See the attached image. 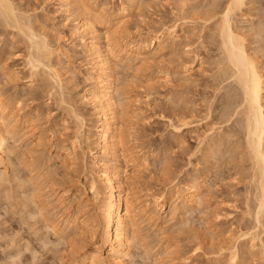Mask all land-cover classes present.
I'll return each mask as SVG.
<instances>
[{
  "label": "rangeland",
  "instance_id": "rangeland-1",
  "mask_svg": "<svg viewBox=\"0 0 264 264\" xmlns=\"http://www.w3.org/2000/svg\"><path fill=\"white\" fill-rule=\"evenodd\" d=\"M16 1V6L17 8H19V10H21L22 13L27 16L30 14L29 18H32L31 26L34 24L33 27L38 29L35 31L37 33L41 32V34L44 32L47 40L51 43L52 47L58 49L56 51V58L53 60L58 61L57 63L56 61L54 62L58 65L55 67L58 68L56 69L59 70V73H61L64 80V95L65 93L66 95L63 96H67L66 98L73 101L75 103L74 106L76 105L75 107L79 111L81 110L80 112H83V115L85 114L88 126L91 127V133L93 134L95 132V128L98 124L99 119L93 112V106L91 104H88V102L84 100V95L89 89H92L91 81L87 79L89 77V74L91 73L92 68L91 57L87 52H85L84 48L82 47V42L80 40L81 36L78 34L74 36L75 34L72 32L73 26L75 27V24L79 21L78 18L81 17L78 13L74 12L75 10L72 9L70 12L64 13V11H62L59 7V0ZM92 1L93 6H96L94 8L97 12H99V7L102 5L104 6L105 10H110L109 12H116L122 8L124 2L123 0L122 2L120 0H91V2ZM214 1H216V3L220 2L221 5L223 2H226L225 0H137V3L134 7H129L131 6L129 2L125 5L130 9L127 12V24L125 25L120 36L121 39H125L127 43L131 46H134V48L137 45L136 40L138 39V35L140 33L155 34L158 31L160 32V29H162V27H167L175 24L178 26L177 33L179 34H177L179 36V39L176 44L170 45V43L166 41L160 46H156L154 48L143 51V58L137 59L136 54L134 53H132V55L130 56L125 54L122 55L121 57L123 58V61H120L118 64V67L120 64L121 66L115 72V75L117 76L116 78L118 79L117 82L118 84L120 83V85H118L119 88H122L123 91L125 90L126 92H128L127 94L125 93V96L123 95V97L125 98L126 106L129 108L128 110L130 112V115H132L131 122L134 126L135 131H133L134 137L136 138L135 139L133 137V145L137 147L139 154L141 153V159L138 158V160L141 161L140 163L144 162L145 154L147 152L149 156L147 160L149 164L148 168L144 170L142 169L143 172L141 177L142 179L140 180L141 183L140 181L137 182V180L133 179L129 181V185L127 184L128 186H131L130 188L132 190H130V193L132 192L131 195L136 196V199L140 198L139 200L143 201L142 205L144 203L143 199L145 198V201H147L150 197H156L160 196V194H165L166 199H168L169 206L170 201L176 200V197H174V194L172 193L174 188L177 185H179V187H182L184 185V180L187 178V174H190V172L193 173L196 171V169L199 168L198 170L201 172V175H203L202 177L205 180V184H209V187L205 185L206 190L204 189V193H207V191L209 190L208 193L212 194L209 195L207 193L208 196L205 195L207 201H205V203L200 206L201 209L203 208L206 210H204V212L202 210V213H198L201 211V209H194L193 213L189 214V217H187V215L186 217L183 216L182 218V216L180 215V211H177L172 215L169 212L163 213L161 216L164 215V220L161 218V223L159 222L155 224L152 221H148V217L144 213L142 215L140 214L141 217L139 219L140 221L138 227L140 233L138 232L139 235L137 234L139 236L138 239L140 241L143 237L147 238H143L142 240L144 241L141 240L138 243L137 239L133 240L134 238L131 237V241L133 240V242H136H130L132 247L130 248L129 255L131 254L132 256L130 255L129 257L131 258H126V264H174V262H176V259L184 258L185 255L188 262H181L183 264H232L229 259V256L231 257V255H229V251L223 252L221 255L220 253L216 254V252L212 253V251L208 249V245L200 246L197 242L199 241L201 243L206 236L205 234L208 233L209 234L205 237V239L208 240H204V242L206 241L205 243H208V241H212L214 243H218L217 241L222 242L223 240L225 241V239L228 238L231 234L237 233L239 231V227L237 226V224L235 226V223H237V220H239V218L241 219L243 216L245 199L249 197L247 194H250V196H252L251 192H247V190L249 191L250 189V186H247L251 183V178H249L247 174L248 172L249 174H251V170L249 166L248 168H245V165L247 164L244 163L246 162L243 163L244 166L242 163H238V161L240 160L239 158H241V151L239 152V150L241 149H235L236 151L234 152V149H230V151L239 155L235 157L236 154H233L234 157L239 160L233 159V155L230 151H228V153L230 152V155H232V157L228 154L227 155L228 157L230 156V159L232 158L233 161L228 159L227 155L225 156L226 159H223V156H221L222 154L224 155L229 145L227 146V149H222L225 150L224 152L222 151L223 153H219L222 159L225 160H222V162L221 160H219L221 158H217L218 160H216V158L214 159V157H208L205 159L203 154L205 152L203 150L197 149V151L200 150L199 152L195 150L194 146L197 147L199 143L197 139L202 138V136L205 135L203 133L207 132V129L205 128L214 127V124H211L214 121L213 119L210 118V121L208 120V127H206L205 124V126L202 124L197 130H187V132H183L181 137H178L175 133L172 132V129L166 122L167 119L164 118L167 108L177 107L178 105L181 106L183 103H185V106H192V104H188L190 102L192 103V101L193 104L197 105V103L201 100L203 101L204 98V100H208L207 98H209V96V102L207 103H210V101L212 100L211 96L212 98H214L216 94L215 89L217 90V88H213V85L215 84V79L213 78V76L215 75H212V71H214L213 74L216 73L214 58L217 60V57L215 56L219 54L217 52V46L219 42H217V40H219V38L216 37L217 34L215 31L217 28L215 29L213 24H216V21L218 22L219 14L216 15V18L211 21V23L207 22L208 24H205L206 22H203V19L206 18L203 16V13H207H205V11H208L211 8ZM18 2L19 5H17ZM246 2L248 4L246 3L243 9L238 11L237 16H235L234 24L238 26L240 32H244L243 35L246 36V42L250 52L252 51V54L256 53L255 56L259 57L260 55L258 53H261L263 51V54L261 53L262 56H260L261 58L259 57L262 60L259 59V61L260 63H262V68H264V38H261L262 35H264V32H262L261 35L259 34L258 37H255L257 35H253L254 32L258 31L257 29L260 27L256 24H260L262 19H264V17H261V15L263 16L262 10L264 9L262 8L264 7V0L262 2H260V0H246ZM207 8L209 9L206 10ZM24 10H26V12L28 11V13L24 12ZM201 16L202 18H204L199 19L201 18ZM202 23L205 24L206 27H208V25H213L211 27H214L213 29L215 31L211 29L210 26V28H203L204 25ZM100 26L101 25H98V27ZM253 26L256 28H253ZM102 28H104V26H101L98 29H100L101 32L103 31L104 33L105 30H102ZM252 28L254 29V31L252 30ZM13 30L12 28L5 29L0 26V89H2L0 90V95L3 96L6 101L8 100V103L10 102L12 106L16 107L17 105H20V107L18 108H23L22 112L23 116L25 115L24 119H29L30 122L28 121L25 124H20L18 130L19 133L17 136L20 140L17 138L18 141L15 143L16 146L19 147H17V151L20 153H17V158L15 156L13 157V166H9L4 170V172L7 173L6 176H8L9 179L6 176L4 177L5 174L3 175V177L8 181L5 182L4 179H2V181L4 182L3 183L0 180V182H2V184H0V264H74L75 262H73L72 259L65 257V255L68 254L69 250V248L67 247V241H65L66 243L63 244L64 240L61 241L62 239H58L59 237L50 230L49 232L51 233L47 232L48 230L45 228V224H43L45 223V221L42 220L43 222H41L40 219H43L40 217L41 215H39V217L37 215L36 217V214H34V212L36 210L35 213L40 214V212H38V210L40 211V209L38 208H42L43 206H45L44 204L47 203L48 207L51 206L50 209L46 207V209L50 211L49 215H51L52 217L54 215L53 218H55V220H58V222H60L62 226L66 225L65 222L60 221V219L57 218L60 215L55 214L60 211V205L62 204L71 201L72 205L74 206H76L77 204H83L87 207V210L89 212H94L95 209L93 208H95V203L93 200L91 201L92 197L90 192V179L92 177L91 174L94 173V170H92L93 168L90 166L91 157L90 155H88L89 151H86V161L84 162L86 164H84L86 168H84L85 170H82V172L75 173V171H72L70 169L72 168V166L70 167L69 165V160L71 159L66 158V154L68 152V148H70L73 144V137H71V135H73V129L76 128L75 119H73L71 115L69 116V113L63 110V107L57 104L60 101V94L57 92L58 87L54 78L50 77L52 76L50 72L47 69H43V67H41L40 71L33 73V70L28 63V59L30 58L29 54L31 53L29 51L30 48L28 47L29 40L25 38L24 33L22 34L21 32V34H19V31ZM254 37L255 40L258 41H256L257 43L255 42V40H253ZM213 38L215 39L213 40ZM261 40L263 42H261ZM253 41L256 44L260 42V47H262L261 49L259 47L258 48L261 51L256 47L258 45H256ZM101 43L103 44V40ZM256 48L257 50H259V52L256 51ZM194 52L199 55V61L195 63V65L193 66V70L184 73L182 67L180 66V62L186 60V58H189L188 60H192V56H195ZM128 58L131 60H127ZM213 65L215 67H213ZM44 72H46V74ZM47 73H49L50 75ZM1 91L4 93H2ZM51 91L55 95L56 93L57 95L59 94V96H50ZM55 91L56 93H54ZM203 93H205L208 97H206L205 94L203 95ZM186 95H188V97ZM180 101H182L183 103H180ZM202 101L198 103V107L201 106L200 103H202ZM217 101L218 99L214 101L212 100L211 102L217 103ZM220 101L217 104H219ZM215 103H213V107ZM221 105L222 104L220 103V106ZM204 108L202 107L201 110H203ZM217 126L215 127L217 128ZM211 128H208V130ZM216 132L217 131H215L214 133L208 132L206 134L210 133V135H215ZM61 134H65L66 136H61ZM67 134L69 137L67 136ZM199 134L203 135L200 136ZM178 140H180V142ZM180 144H184L183 148H188L183 149ZM92 146L94 147L95 145L92 144ZM188 149L190 151L192 150V152H190ZM141 150L144 151L142 152ZM37 152H40V154H38ZM183 152L185 153L186 157L184 156V154L182 155ZM194 152L196 154L190 156V154ZM32 153H34L35 155H33ZM41 154L42 156H40ZM31 155L33 156L31 157ZM36 155L39 156L37 157ZM191 157H193L194 159ZM33 158L36 160L35 164L39 166H35L34 164L35 168H38L34 170L35 174L33 172H30L31 167L33 166L30 164L34 162ZM187 158L191 160L189 161ZM207 159L209 162H206ZM200 160H202V162ZM215 160L218 164L215 162ZM228 160H230L231 162H235L236 160L238 164L237 166H239L240 164V169L235 166L236 162L235 164L233 163V166L231 164L229 165ZM242 160L243 159H241V161ZM190 162L194 163L190 164ZM123 163L124 164L122 165L124 167V170H127V175L133 174V168H135V165L133 166V164H131L130 162L128 163L123 161ZM136 163H138V161H136L134 164ZM227 164L228 166H226ZM188 165L189 169L187 168ZM204 168L205 170H203ZM216 168L219 171L215 170ZM232 169L234 172H244L243 174L247 176L245 177L244 175L242 176L240 174L241 176L239 177V174L232 172ZM190 170H192L193 172ZM187 171L188 173H186ZM199 171L198 173H200ZM204 171L207 173H205ZM167 172L170 174H168ZM195 173H197V171ZM39 175L43 176L41 177ZM228 176L231 178H229ZM24 177L27 179H25ZM31 177H35V181L38 182L39 185L41 184L40 187L44 190V193L39 192V195L41 194L40 196L37 195L38 193L36 192L35 196L37 195L39 198L35 197L36 199H33V201L31 200V198H34L32 193L33 191H35V186H31L30 183H27L28 179H30ZM238 178H241L240 181ZM245 178H247L246 181L249 179L250 183H247L244 180ZM242 179L244 185L246 182L245 187H247V189L243 187L244 185L242 186ZM54 181L61 182L62 188L57 192H64L65 190H68V192L64 194L65 199L63 198L67 201L62 204H60L56 200V198L60 197V194L57 195V192H55L52 195L53 192H51L48 188V186L54 183ZM235 182L238 184H236ZM24 183L26 185H23ZM210 187L213 188H211L210 190ZM29 188H31V190H29ZM78 189L82 190V194L78 191ZM229 189L231 190L229 191ZM237 189L240 190V192ZM245 190L246 192H244ZM23 194H25L26 196ZM24 196V199L26 201L27 199L29 202L31 200L30 203L27 202L29 206L25 203L26 201L24 202ZM41 199H43L44 201ZM32 202L34 203V205H38L36 207L30 205ZM50 202L52 203V205ZM176 202L178 203L180 202V200H176ZM207 202L209 205L207 204ZM42 203L44 204L42 205ZM233 205H235L236 207H234ZM31 206L32 208H30ZM27 208H30V210H28ZM208 213L210 214V216ZM32 215H34V217ZM213 216H217L216 218H218L219 221L216 220V218L214 219ZM210 218H213L214 221ZM190 219L194 221H192L193 224ZM182 221L184 222L182 223ZM186 221H189V226H187L188 224H186ZM199 222H203L201 224L203 226H201ZM206 222L208 224H206ZM214 222L217 225L214 224ZM184 229L186 230L187 234L185 233ZM232 230L234 231V233ZM203 233L205 236L203 235ZM214 233L216 236L214 235ZM211 234L214 237L209 236ZM262 237L264 238V234H262ZM58 240L61 242L60 244ZM167 241L170 245H175L174 247L177 246V249L174 248V250L176 249V256L175 254L168 253V251L164 250L165 247L163 246V243ZM137 243L139 244V246L137 245ZM135 244L139 248H137ZM197 247H200V249L198 250ZM152 249L154 250L151 251ZM146 250L147 255L145 253ZM193 250L195 251L193 252ZM255 252L257 253V250ZM241 254L242 253L239 254L240 257L238 256V259L236 260L237 262L235 264H241L240 262L244 264H255V262H258V264L262 263L261 260H259L261 262L259 263V261L257 260L259 258L254 257L252 254L246 253V256L249 255L248 257H245L244 253L243 256ZM57 257L59 258L57 259ZM60 257L62 260H60ZM65 258L67 260H64ZM251 258L253 260H251ZM248 259L251 260L252 263H249Z\"/></svg>",
  "mask_w": 264,
  "mask_h": 264
},
{
  "label": "bare ground",
  "instance_id": "bare-ground-1",
  "mask_svg": "<svg viewBox=\"0 0 264 264\" xmlns=\"http://www.w3.org/2000/svg\"><path fill=\"white\" fill-rule=\"evenodd\" d=\"M120 1L122 2V0H120ZM123 1L124 2H123L122 8L116 12L115 11L109 12L110 10H105L103 5L99 7L100 10H99V12H97V11H95V8H94L96 6H93V4H92L93 1L91 2V0H59V3H58L60 5L59 6L60 9L62 11H64V13H68L72 9V10H75L74 12L78 13L79 16L81 17V18H78L79 21L75 24V27L73 26L72 32L75 34L74 36H76L77 34L81 36L80 40L82 42V47L84 48L85 52H87L88 55L91 57L92 68H91V73L89 74V77L87 79L89 81H91L92 89H89L87 91V93L84 95V100L86 102H88V104H91L93 106V109H94L93 112L95 113V115L99 119L98 124L95 128V132L92 134L91 133L92 129H91V127L88 126L87 118L85 117V114L83 115L82 114L83 112H80L81 110L79 111L75 107L76 105L74 106L75 103L73 101L69 100L68 98H66L67 96L64 97L66 95V93L64 95V91H65L64 90V80L62 78L61 73H59V70H57L58 68L55 67V66H58L57 64L54 63L56 60L55 61L53 60L56 58V51L58 49L52 47L51 43L47 40L44 32L41 34L40 29H39L40 33H37L35 31L38 29L33 27L34 24L31 26V19L32 18L31 19L29 18L30 14L27 16L24 13H22L21 10H19V8H17V6H16V2H17L16 0H0V26H2L5 29L12 28V30L14 29L15 31H19V34H21V32H22V34L24 33L25 38L29 40L28 41L29 42L28 47L30 48L29 51L31 53L29 52L30 58L29 59L27 58V59H28L29 65L31 66V69L33 70V73L40 71L41 67H43V69H47L50 72V74L52 75L50 77L54 78V80L57 84V87H58V91L57 90L56 91L60 94V96H59V94L57 95L56 91L54 92V93H56L57 96L60 97V99H59L60 101L57 104H59L61 107H63L64 108L63 110L68 112L69 113L68 115L69 116L71 115L72 118L75 119L76 128L74 127L75 129H73V133H72L73 135H71V137H73V139H72L73 144L70 148H68V152L66 154V156H67L66 158L71 159V160H69L70 161L69 165H70V167L72 166L73 169L72 168H70V169L72 171H75V173L76 172H78V173L82 172V170H85L84 168H86L85 167L86 164L84 163L86 161L85 160V157L87 154L86 151H89L88 155H90V157H91V165L90 166L93 169L92 168H90V169L94 170V173L91 174L92 177L90 179V192H91V197H92L91 201L93 200L95 203V208H93V209H95L94 212H92V213L89 212L87 210V207L83 204H81V205L77 204L76 206H74V205H72L71 201H69L68 203L62 204L65 201H67V200H64L65 199L64 194L67 193L68 190H65L64 192H62V191L57 192L59 189L62 188L60 181L59 182L54 181V183L49 185L48 188L50 189L51 192H53L52 195L55 192H57V195L60 194V197L56 198V200L62 205H60V207H61L60 211L57 212V210H56L57 213H55V214L60 215L57 218H59L60 221L65 222L66 225L62 226V224H60V222H58V220H55V218H53L54 215H53V217L51 215H49L50 211H48L46 209V207H48L47 203L46 204L42 203V205L44 204L45 206H43L42 208H38V209H40V211L37 209L38 212H40V214L35 213L36 210L34 212V214H36V217H37V215H38V217H39V215H41L40 217L43 218V219H40L41 222H43L42 220L45 221V223H43V224H45V226H46L45 228L48 230L47 232H49V230L52 231L56 236L59 237L58 239H62L61 241L64 240L63 244L66 243L65 241H67V243H68L67 247L69 248V250H68V254L65 255V257L72 259L73 262H75V263H81V264H126L125 263L126 258L127 257L131 258V257H129L131 255V254L129 255V251H130V248L132 247L130 242H133V240L137 239L138 240L137 242L139 243L143 238H147V237H143V238H141L140 241L138 239V237H139L138 236L139 235L138 234V232H139L138 227H139V221H140L139 219L141 217L140 214L142 215L144 213L148 217V221H152L155 224L159 223L161 218L163 219L164 215L161 216L163 213L169 212L172 215L173 213L180 211V213H181L180 215L182 216V218H183V216L186 217L187 215H188L187 217H189V214L193 213L194 209H196V210H198L199 208L201 209L200 206L203 203H205V201H207L205 195L208 196V194H209L208 193L209 190L207 191L208 194L206 192H205L206 194L204 193L205 185H207V183L205 184V180L202 177L203 175H201V172L198 170L199 168L196 169L197 173H195L196 171L194 169L195 172L190 170L193 173L190 172V174H187V176L185 175L187 178L185 177L186 179L185 180L183 179L184 185L182 187H179V185L176 184L177 186L174 188L172 193L174 194V197H176V200H180V202H178V203L176 202V200H172V201H170V204L168 206V199H166L165 194H160V196L150 197V198L148 197L149 199L147 201H145L146 198L145 199L142 198L144 200V203L142 205L143 201L142 200L140 201L139 200L140 198L136 199L135 198L136 196L133 195L134 196L133 197L131 195L132 192L130 193V190H132V189L130 188L131 186H128L130 184L129 181L134 179V180H137V182H139L142 179L141 177H142L143 170L147 169L149 166V164L147 162L149 156H148V152H147L145 154V161L144 162L140 163L141 161L138 160V158H140V156H141L140 155L141 153L139 154L137 147L133 145L134 144L133 140L135 138L134 137V131L135 130H134V126L131 122L132 121L131 120L132 115H130V112L128 110L129 108L126 106L125 98L123 97V95L125 96V93L127 94L128 92H126L125 90L123 91L122 88H119L118 85H120V83L118 84V82H117L118 79L116 78L117 76L115 75V72L121 66V64H120L118 67V64L120 61H123V58L121 57L122 55L125 54V55L130 56V55H132V53H134V54H136L137 59L143 58V51L154 48L156 46H160L161 44H163L166 41H168L170 43V45L176 44V42H178V39H179L178 38L179 34L177 33V27L178 26L175 24H173L171 26H167V27H162V29H160V32L158 31L155 34H153V33H140L138 35V39L136 40L137 45L134 48V46H131L130 44H128L125 39H121L120 34L123 31L125 25L127 24V21H128V18H127L128 13L127 12L130 9L129 7H134L137 3V0H123ZM225 1H226L225 3L223 2L224 4L221 1L222 5L220 4L219 1H218L219 3H216V1H214L211 8L206 9V10L209 9L208 11H205V13L206 12L207 13L206 14L203 13V16L206 18L203 17L204 18L203 19L202 16H201V18H199V19H203L204 20L203 22H206L205 24H208V23H211V21H213L216 18V15L219 14L218 22L216 20H215L216 24L214 23L215 21L213 22L215 29L217 28L216 31L213 29L214 27H211L213 25H211V26L208 25V27H206L205 24H203V23L202 24L204 25L203 28L204 27H206V28L211 27V29H213L216 32V34H217L216 37L219 38V40H217V42L219 41L218 46H217L218 47L217 52L219 54L215 56V57H217V60L214 58V62L216 63V64L214 63V65L216 66V69H215L216 73L213 74L214 71H212L213 72L212 75H215V76H213V78L215 79V81H214L215 84L213 85V88L216 87L217 90L215 89L216 94H215L214 98H212V96H211V99L213 101L218 99L217 103L221 99L220 103L222 105L220 106V103L217 104L215 102H211L212 100L210 101V103H207V102H209L208 100H209L210 96H209V98H207L208 100H204L205 98L203 99V101L201 100L202 103H200V105L203 108L207 107V108H204L203 110H201V108H202L201 106L198 107V105H199L198 103L201 101H199L197 103V105L193 104V101H192V103L191 102L188 103V104H192V106L187 105L189 107L185 106L184 105L185 103L180 101V103L181 102L183 103L181 105L182 107L180 105H178L180 107L179 108L176 105L177 107L167 108L164 118L167 119L166 122H167L168 126L172 129V132L175 133L178 137H181L183 132H185V131L187 132V130H190V129L193 131L197 130L199 128V126L202 124L203 125L205 124L206 127H208L209 126L208 120L210 121V118L213 119L214 120L213 123H211V122L210 123L214 124V127H212V128L208 127V128H211L209 130H208V128H205V129H207L206 133H208V132L214 133L215 131H217L215 133V135H213V134L210 135V133L209 134L203 133L205 135L202 134L203 135L202 136L199 134L200 136H202V138L197 139L199 141V143L196 142V143H198V146L197 147L194 146L196 151H197V149H200V150H203L205 152V153H203L205 159L208 157H214V159L216 158V160L221 158L219 160H221V162H222L223 159H226L225 156L227 154L230 155V152L232 155L236 154L235 157H237L238 154L233 153V152L238 150V149H241V150H239V152L241 151L240 152L241 158H239L240 160L235 158L234 155H233V157H232V155H230V156L233 159H237L239 161H241V159H243L241 162L238 161V163L243 164L244 162H246V163H244V164H247V165H245L246 166L245 168H248V166H249V168L251 170V174H249V172H248L247 175L249 178H251V183L249 182V179L246 181V179L248 177L245 178L244 180L247 183L251 184V185L247 184L248 185L247 187L250 186L249 187L250 189H249V191L247 190V192H249V193L251 192L252 196H250V194H247L249 197H247V199H245L244 213L241 212V213H243V216L241 215L242 216L241 219L238 217L239 220H237V223H235V226L237 224V226L239 227V229H238L239 231L237 233H234V231L232 230L234 234L230 233L231 235L229 237L227 236L229 234H227L226 236L228 238H226L225 241L222 239L223 240L222 242L217 241L218 243H214L212 241H210V242L208 241V243H205L206 241L204 242V240H208V239H205V237L209 233L205 234L206 235L205 236L204 235L205 232H204L203 233V235L205 236V237L203 236L204 240L202 241L203 238L200 236L202 238L201 239L202 242L200 243L197 240L198 241L197 243H199L200 246L201 245L202 246L208 245L209 248L208 247L207 248L210 251H212V253L216 252V254L220 253V255H221L223 252L229 251L230 252L229 255H231V257L229 256V259H230V262H232V264H235L237 262L236 260L238 259V256L240 253H242L241 254L242 256L245 254V257H248L249 255L246 256V253L252 254L253 252H255L257 250V253L255 252L252 255L254 257L259 258V259H257L258 261L261 260L262 263L260 261H259V263L264 264V238L262 237V234H264V70H263L264 68H262V63H260V61H259V59L261 58L260 56H262L261 53L263 54V51L261 53H258L260 55L259 56L260 58L258 56H255L256 53L252 54L251 53L252 51L250 52V50L248 48L246 38H245L246 36L243 35L244 32L243 33L240 32L238 26H236V24H234L235 16H237L238 11L242 10L243 7L246 5V3H247L246 0H225ZM262 1L260 0V2H262ZM128 2L130 3L131 6L128 5L129 7H126L125 5H126V3L128 4ZM17 5H19V2L17 3ZM262 9H264V7ZM260 10H261V8H260ZM262 11L261 12H262L263 16L261 15V17H264V10H262ZM24 12H26V10H24ZM26 13H28V11ZM220 14H221V16H220ZM35 20H36V18H35ZM98 25L104 26V28H102V30L103 29L105 30L104 33H103V31L101 32V30L98 29L101 27V26L98 27ZM256 25L260 26L259 28L257 27L258 28L257 30L259 32L255 31L253 35H257L255 37H258L259 34L261 35L262 32H264V19H262L260 24H256ZM253 28H256V27L253 26ZM253 28H252V30L254 31ZM110 30H112V31H110ZM16 34H18V33H16ZM80 36H78V37H80ZM248 37H249V35H248ZM255 37L253 40H255ZM215 38H213V40ZM261 38H264V35H262ZM77 39H79V38H77ZM101 39L103 40V44L101 43L102 42ZM256 41L257 40H255V42ZM26 42H27V40H26ZM261 42H263V41L261 40ZM259 43L256 44V45H258L256 47L257 48L259 47L261 49L262 46L260 47ZM29 44H30V46H29ZM129 46H131V47H129ZM257 48H256V51L259 52L260 49L258 48L259 50H257ZM194 55H195L194 57L193 56H192V58L190 57L192 60H188L189 58H186V60H183L180 62V64H181L180 66L182 67L184 73H187V72H190L191 70H193V66L195 65L196 62L199 61V55H197L196 53ZM127 60H131V59L128 58ZM260 60H262V59H260ZM57 62L58 61H56V63ZM214 65H213V67H215ZM212 70H214V69H212ZM46 72H44V73L46 74ZM47 74H49V73H47ZM212 83H211V85H212ZM213 88H212V90H213ZM0 90H2V89H0ZM186 91H188V90H186ZM213 92H214V90H213ZM2 93H4V92H2ZM204 94L205 93H203V95ZM54 95L55 94H53L51 91L50 96L54 97ZM56 95H55V97H57ZM186 96L188 97V95H186ZM205 96H206V94H205ZM205 96H203V97H205ZM62 97H64V98H62ZM206 97H208V96H206ZM57 100H58V98H57ZM213 103H215L214 107H213ZM183 106H185V107H183ZM18 107H20V105H17L16 107H14V106H12V104H10V102L8 103V100L6 101L4 99V97L0 95V175L2 176V177L0 176L1 181H2V179H4V177L7 174L6 172H4V170L6 168H8L9 166H13L12 165V163L14 162L13 157L14 156L16 157L17 153L18 154L20 153L17 151L19 147L16 146V144H15L18 141L17 138L19 139V137H17L18 133H19L18 132L19 126L21 123L25 124L26 122L29 121V119L28 120L24 119L25 115L23 116V112H22L23 108L20 109ZM131 113H132V111H131ZM26 117H27V115H26ZM215 126H217V128ZM32 128H30V129H32ZM65 129H67V128H65ZM196 133H197V131H196ZM62 135H65V134H61V136ZM196 135H198V134H196ZM67 136H68V134H67ZM196 138H198V137H196ZM178 141L180 142V140H178ZM10 142H11V144H10ZM183 143H184V140H183ZM92 144H94L95 146L93 147ZM183 145H181L182 148H183ZM228 145H229V147L227 149ZM187 148L185 147L183 149H187ZM224 148L227 149L226 150L227 153L225 150H222ZM230 149H234L233 152L230 151ZM199 151H197V152H199ZM222 151L223 152L225 151V153H226V154L224 153V155L223 154L221 155V156H223V159L219 155V153H223ZM228 151H230V152L228 153ZM190 152H192V150ZM37 153L40 154V152H37ZM22 154H25V153H22ZM32 154L35 155L34 153H32ZM183 154L185 156L184 152L182 153V155ZM193 154H196V153L194 152V153L190 154V156H193ZM33 155H31V157ZM228 155H227V158L230 159V156L228 157ZM40 156H42V154ZM188 158H190V157H188ZM191 158H193V157H191ZM232 158L230 159L231 161H233ZM188 160L190 161L191 159H188ZM216 160H215V162H216ZM230 160H228V164L229 165L231 164L233 166L235 164L236 160H235V162H231ZM35 161L36 160L34 159V162H32L30 164V165H33L32 166L33 169L31 167V170H30L31 173L32 172L34 173V170L38 169V168H35V166H38L35 164ZM123 161L128 162V163L130 162L131 164H133V166L135 165L134 166L135 168H133L134 169L133 174L127 175V170H124V167L122 165V164H124ZM136 161H138V163L134 164ZM200 161L202 162V160H200ZM223 161H225V160H223ZM206 162H209L208 159ZM226 162H224V163H226ZM229 162H231V163H229ZM192 163H194V162H192ZM192 163L190 162V164H192ZM34 164H35V166H34ZM228 164L226 166H228ZM244 164H243V166H244ZM125 165H126V163H125ZM237 165L238 164L236 162L235 166L237 168H239L240 164H239V166H237ZM220 166H221V164H220ZM215 167H217V166H215ZM222 167H224V166H222ZM25 168H26V166H25ZM187 168L189 169V165ZM236 169H235V171H236ZM23 170H24V168H23ZM203 170H205V168ZM215 170H217V168ZM198 171L200 173H198ZM217 171H219V170H217ZM232 172H234L233 169H232ZM238 172H234V173H238ZM186 173H188V171ZM205 173H207V172H205ZM243 173H238L239 174L238 176L239 177L241 175L243 176L244 175ZM48 174H50V173H48ZM168 174H170V173H168ZM218 174H219V172H218ZM3 175H4V177H3ZM233 175H235V174H233ZM39 176H41V175H39ZM49 176H51V175H49ZM6 177H8V176H6ZM74 177H75V175H74ZM34 178L35 177H33V178L31 177L27 181V183H30L31 186L32 185L35 186V188H34L35 191H33V193H32L34 198L30 197L32 201H33V199L39 198L37 196V195H39V192L44 193V190L40 187L41 184L39 185V183L36 182ZM201 178H203V179H201ZM229 178H231V177H229ZM5 179H4L5 182L8 181ZM8 179H9V177H8ZM25 179H27V178H25ZM238 179L240 181L241 178H238ZM242 181H243V179L241 180V182ZM2 182H0V184H2ZM246 182H245V185H246ZM25 183L23 185H26ZM140 183H141V181H140ZM242 183L241 184L243 186L244 182H242ZM236 184H238V183H236ZM181 185H182V183H181ZM245 185L243 187H245ZM20 187H21V185H20ZM247 187H245V188L247 189ZM31 188H33V187H31ZM31 188H29V190H31ZM211 188H213V187H210V190H211ZM233 188H235V187H233ZM231 189H229V191ZM78 191L82 194V190L78 189ZM238 191L240 192V190H238ZM36 192L38 194L35 196ZM244 192H246V190ZM235 194H236V192H235ZM23 195H25V194H23ZM209 195H212V194H209ZM25 196L23 197L24 202L26 201L24 199ZM232 196H233V194H232ZM41 197H44V196H41ZM43 199H41V200H43ZM31 200H30V202H31ZM45 200H48V199H45ZM24 202H23V204H24ZM27 202H29L28 199L25 202L28 205ZM34 203H35V201H34ZM34 203L32 202L30 205L36 207L38 204L34 205ZM84 203H86V202H84ZM40 204H41V202H40ZM207 204H208V202H207ZM51 205H52V203H51ZM32 206L30 208H32ZM220 206H222V205H220ZM233 206L236 207L235 205H233ZM50 207H48V208L50 209ZM30 208L29 209L27 208V209L30 210ZM55 208H56V206H55ZM167 208H168V211H167ZM211 208H213V207H211ZM241 208H243V207H241ZM202 210L204 212V210H206V209L202 208L200 212H198V211L197 212L202 213ZM208 210H209V208H208ZM220 211H222V210H220ZM32 216L34 217V215H32ZM191 216H190V218H191ZM209 216H210V214H209ZM197 217H199V216H197ZM216 217L217 216H215L214 219ZM218 217H220V216H218ZM204 218H207V217H204ZM208 219H209V217H208ZM210 219H212L214 221L213 218H210ZM216 220L219 221L218 218H216ZM184 221H182V223ZM192 221L193 220H191V222ZM193 222H192V224H193ZM202 223H200V225ZM186 224H188L187 226H189V224H190L189 221H186ZM206 224H208V223L206 222ZM214 224H216V223L214 222ZM201 226H203V225H201ZM207 226H205V227H207ZM204 231H205V229H204ZM49 233H51V232H49ZM185 233H186V230H185ZM219 233H220V231H219ZM212 234L209 236L214 237ZM224 234H225V232H224ZM214 235H215V233H214ZM145 236H147V235H145ZM131 237L134 238L132 241H131V239H132ZM218 240H220V239H218ZM142 241H144V240H142ZM134 242H136V241H134ZM60 243L61 242L59 241V244ZM138 243H137V245L139 246ZM137 245L135 244V246L137 248H139ZM169 245L170 244L168 241L164 242L163 243V246L165 247V248L163 247L164 250L168 251V253L175 254L177 246L174 247L175 245L174 246H172V245L169 246ZM174 248H176V249L174 250ZM184 248H186V247H184ZM140 249H142V248H140ZM197 249L199 250L200 247H197ZM153 250L154 249H152L151 251H153ZM194 251L195 250H193V252ZM146 252H147V250L145 251V253ZM65 253H66V251H65ZM256 254H257V256H256ZM146 255H147V253H146ZM252 255H251V257H252ZM175 256H176V254H175ZM185 256H184V258L178 257L179 259H176L175 261L178 264H183V263H181L183 261L188 262L187 257H185ZM58 258L59 257H57V259ZM66 258L64 260H67ZM60 260H62L61 257H60ZM251 260H253V259L251 258ZM251 260H249V263L251 262ZM255 260H254V262H255ZM176 262H174V264H177ZM240 263L244 264L242 262H240ZM255 264H258V262L257 263L255 262Z\"/></svg>",
  "mask_w": 264,
  "mask_h": 264
}]
</instances>
